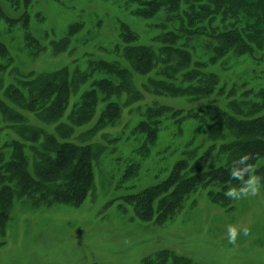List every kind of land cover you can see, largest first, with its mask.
<instances>
[{"label": "rangeland", "instance_id": "1", "mask_svg": "<svg viewBox=\"0 0 264 264\" xmlns=\"http://www.w3.org/2000/svg\"><path fill=\"white\" fill-rule=\"evenodd\" d=\"M143 7L142 0H32L27 6L0 0V99L12 104L6 95L17 86L23 89L20 96L29 94L30 88L20 79L66 66L73 72L78 67L90 71L100 59L129 68L133 86L126 90L140 92L128 101L129 94L122 93L115 100L119 95L113 91L111 101H99L91 118L72 124L73 143L95 148L93 186L79 204L61 199L47 202L44 194L41 202L37 200L40 196L14 195L13 200L8 196V212L3 214L4 142L19 138L28 148L33 142L19 137L18 129L0 118V264H264V153L251 163L262 182L256 195L225 196L229 188L241 185L237 180L225 191L220 184L195 187L165 218L157 214L142 218L134 206L135 195L173 177L181 162L189 166L201 162L207 168L227 163L230 148H226L239 133L232 126L218 135L219 125L213 123L210 107L221 108L225 115L240 109L248 114L251 99L264 102L263 51L220 54L208 45L215 40L204 35L188 48L193 65L197 60L210 62L217 55L216 63L199 67V77L206 73L219 77L212 88L175 95L153 87L152 77H164L163 64L141 72L124 52L132 46L154 45L157 55L166 57L165 34L175 27L165 11L146 16ZM179 41H173V46L180 47ZM57 45L63 47L57 50ZM184 57L178 53L170 61ZM113 73L103 69L91 74L70 99L69 109L74 108L75 97L93 89V78L113 77ZM184 73L177 72V82L186 87L189 82ZM112 101L118 105L115 121L107 113ZM155 107L159 116L153 113ZM163 107L168 111L160 112ZM20 110L32 123L56 133L57 124L43 123L27 108ZM255 113L254 118L264 115V105L255 108ZM65 116L61 121H68ZM141 124L146 125L145 132L137 131ZM5 151L9 156L10 149ZM229 226L246 227L249 235L231 244Z\"/></svg>", "mask_w": 264, "mask_h": 264}, {"label": "trees", "instance_id": "2", "mask_svg": "<svg viewBox=\"0 0 264 264\" xmlns=\"http://www.w3.org/2000/svg\"><path fill=\"white\" fill-rule=\"evenodd\" d=\"M6 1L16 6L20 4L27 6L32 0ZM142 4L144 7L141 10L144 15L156 16L165 11L167 18L173 20L175 27L173 30L169 28L170 30L168 29L165 34L164 39H168V44L164 45V48H169L166 57H159L154 45L132 46L124 52V55L130 59V64L140 68L141 72L153 69L160 63L163 64L161 72H164V77L156 76L151 79L153 87L157 90L176 95L188 92L197 94V91L203 93L212 88L219 77L215 73H206L205 76L199 77L201 75L199 67L204 68L206 64L216 63L217 55L210 62L197 60L193 65V54L188 48L193 40L202 35L215 40L208 45L210 49L220 54L233 53L241 56L263 51L261 58L264 61V0H142ZM67 40V38L63 40L66 46L69 43ZM173 41H179L181 46L174 47ZM62 47V45L56 46L57 50ZM177 52L185 57L176 63L171 62ZM100 60L97 67L90 71L78 67L73 72L66 66L32 79H20L30 88L29 94L20 96L23 89L17 86L12 90L9 89L6 95L12 104L6 99H0V118L10 123L11 128L18 129L19 137L33 142L30 148L27 147L26 141L19 138H11L4 142V149L1 151L3 214L8 212L6 205L8 196L12 200L14 195L32 196V198L40 196L37 200L41 202L44 194L48 197L47 202L61 199L70 200L71 204H79L92 188L94 175L91 162L95 148L73 143L70 139L74 130L72 124L80 123L87 116L91 118L99 101H111L113 91L114 94L119 95L115 100L121 98L120 94L127 93L128 101H133V98L139 97L140 94L139 91L131 94L126 90L129 86L132 89L133 86L129 68L120 63ZM103 69L114 72L113 77L109 75L100 80L93 78L91 83L93 89L78 98L75 97L74 108L69 109L70 99L78 94L89 76L95 74L97 70L102 72ZM180 70L185 71L182 76L189 82L186 87L177 82L179 78L177 72ZM157 73L162 74L158 70ZM197 77L199 78L195 82ZM249 93L250 91L244 94ZM234 104L235 101L232 105ZM249 105L251 111L248 114H246L248 111L240 109L237 113L225 115L221 108L210 107L213 115L211 119L213 123L219 125L216 131L218 135L224 133L228 127L230 130L232 126L236 129L235 132L239 133L235 143L230 142L227 148V144L224 146L226 149L230 148V159L225 165L217 166L218 168L216 166L207 168L201 162L193 166L185 165L186 162L179 163L173 177L155 186L151 191H144L134 196L136 198L133 201L134 206L142 214V218L155 214L159 218H165L169 215V211L175 209L185 193L195 187H201L200 185L220 184L225 191L231 181H237L229 175L234 161L247 154L250 156L247 163L251 164L258 154L264 153V115H257L260 117L254 118L255 108L261 109L264 102L251 99ZM18 107L27 108L28 112L35 113L45 124H57L56 133L32 123L30 117ZM109 108H112V111H109ZM117 108L118 105L114 101L108 106L107 113H111L110 121H115ZM165 111H168L167 107L160 110V112ZM65 113L68 117L67 122L61 121ZM153 113L159 116L156 107ZM102 119H105V115ZM146 124L150 125L153 122ZM139 130L145 132L146 125L141 124L137 131ZM6 148L10 149L9 156H6ZM31 153L33 157L30 156Z\"/></svg>", "mask_w": 264, "mask_h": 264}, {"label": "clouds", "instance_id": "3", "mask_svg": "<svg viewBox=\"0 0 264 264\" xmlns=\"http://www.w3.org/2000/svg\"><path fill=\"white\" fill-rule=\"evenodd\" d=\"M250 156L245 154L238 160L233 162V167L229 170V175L234 180H239V187L229 188L224 195L231 199H240L248 195H256L262 187L261 178L254 174V166L248 164ZM247 176V179H245ZM250 230L248 228L239 229L236 226H229L227 229L228 242L235 244L237 239L243 235L248 236Z\"/></svg>", "mask_w": 264, "mask_h": 264}]
</instances>
